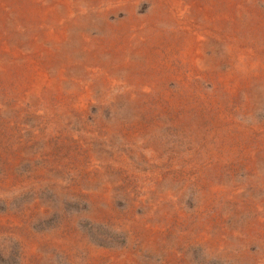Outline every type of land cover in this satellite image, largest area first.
<instances>
[{"label": "rangeland", "instance_id": "374dc122", "mask_svg": "<svg viewBox=\"0 0 264 264\" xmlns=\"http://www.w3.org/2000/svg\"><path fill=\"white\" fill-rule=\"evenodd\" d=\"M0 264H264V0H0Z\"/></svg>", "mask_w": 264, "mask_h": 264}]
</instances>
